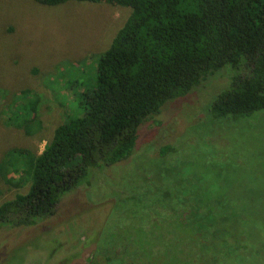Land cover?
<instances>
[{"label": "rangeland", "instance_id": "obj_1", "mask_svg": "<svg viewBox=\"0 0 264 264\" xmlns=\"http://www.w3.org/2000/svg\"><path fill=\"white\" fill-rule=\"evenodd\" d=\"M130 15L107 3L0 0V161L21 148L41 154L80 113L78 94L95 86L97 59ZM229 68L147 120L132 155L91 170L53 217L0 227V264H103L107 251L117 258L106 264H264V111L212 116ZM30 99L39 106L29 134L8 119ZM25 184L0 179V204Z\"/></svg>", "mask_w": 264, "mask_h": 264}, {"label": "trees", "instance_id": "obj_2", "mask_svg": "<svg viewBox=\"0 0 264 264\" xmlns=\"http://www.w3.org/2000/svg\"><path fill=\"white\" fill-rule=\"evenodd\" d=\"M35 1L107 3L131 15L97 59L93 89L78 94L80 113L67 116L41 154L21 148L0 161V179L14 188L30 184L28 192L0 204V227L30 228L53 217L91 170L132 155L147 120L226 67L234 77L213 102L212 116L238 121L264 111V0ZM26 102L8 121L17 116L12 124L30 134L39 105Z\"/></svg>", "mask_w": 264, "mask_h": 264}, {"label": "flooded vegetation", "instance_id": "obj_3", "mask_svg": "<svg viewBox=\"0 0 264 264\" xmlns=\"http://www.w3.org/2000/svg\"><path fill=\"white\" fill-rule=\"evenodd\" d=\"M109 252H112V251H109ZM109 252L108 251H107V253L105 252V256H104L105 260L103 261V264H106V262L108 260H110L112 258V256H113V258H117V255H114V253H116V251H114L113 255L109 254ZM117 253H119V252H117ZM142 263L146 264V262H142ZM142 263H141V260L139 258L134 259V264H142ZM128 264H131V263H128Z\"/></svg>", "mask_w": 264, "mask_h": 264}]
</instances>
